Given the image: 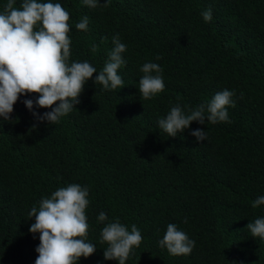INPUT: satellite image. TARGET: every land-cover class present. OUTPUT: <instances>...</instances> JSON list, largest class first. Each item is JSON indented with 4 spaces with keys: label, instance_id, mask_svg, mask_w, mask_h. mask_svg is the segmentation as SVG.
<instances>
[{
    "label": "trees",
    "instance_id": "trees-1",
    "mask_svg": "<svg viewBox=\"0 0 264 264\" xmlns=\"http://www.w3.org/2000/svg\"><path fill=\"white\" fill-rule=\"evenodd\" d=\"M7 2L0 0V14ZM38 2L69 13V64L101 71L118 35L126 45L117 70L123 84L103 89L93 73L75 109L54 124L32 115L51 111L35 105L36 94L19 95L9 119L0 117V264H35L40 241L29 232V212L71 184L88 189L85 240L96 247L77 264H118L103 258L101 242L115 220L142 236L125 264H264V239L246 228L264 218V205L253 207L264 196V0ZM85 16L87 30L77 29ZM145 63L158 64L164 81L148 100L139 94ZM225 89L234 93L229 122L212 124L205 112L204 124L193 121L175 137L158 127L172 107L188 114ZM198 128L204 141L191 135ZM169 224L195 241L190 254L159 246Z\"/></svg>",
    "mask_w": 264,
    "mask_h": 264
},
{
    "label": "clouds",
    "instance_id": "clouds-1",
    "mask_svg": "<svg viewBox=\"0 0 264 264\" xmlns=\"http://www.w3.org/2000/svg\"><path fill=\"white\" fill-rule=\"evenodd\" d=\"M83 3L95 8L98 0H83ZM109 3L110 0H106L104 5ZM13 5L14 0H8L3 14H0V117L5 121L22 94H36L35 105L38 108H51L50 112L42 115L36 112H32V115L39 121L54 124L75 109L79 103L77 98L93 73H98L93 83L102 85L103 89L122 86L123 81L117 70L126 63L121 55L126 51V45L120 42L118 35L113 36L114 47L103 69L97 72L88 62L68 63L71 43L68 37L69 13L61 4L23 0L19 8ZM201 15L205 22L211 21V8ZM38 24L41 26L36 29ZM87 25L88 17L85 16L76 24V28L87 30ZM95 48L93 45V51ZM140 71L144 75L139 80V94L145 100L164 90V81L159 75L162 69L158 64L145 63ZM233 95V92L225 89L188 114L179 105L174 106L165 118L158 120V127L169 137H175L193 121L204 124L205 112L212 124L229 122L226 106H234L231 100ZM24 104L29 111L32 110V100H25ZM54 104L56 106L52 107ZM191 135L197 142L206 139V131L200 128L192 131ZM87 197L86 187L71 184L57 189L50 198L42 199L38 209L35 206L31 209L29 216L35 217V222L29 232L39 233L40 241L36 248L38 258L35 264H77L81 256L88 257L96 251L95 245L85 240L89 227L85 215L89 203ZM259 205H264V196L258 197L253 207ZM97 220L106 221V214L101 212ZM246 228L253 237L264 239V218L248 223ZM141 240L136 225H132L129 232L119 220L107 223L101 231V242L108 245L103 251V258L125 264L130 251L134 246L138 247ZM158 243L172 256L188 255L195 247V241L178 230L175 224L167 226L166 233Z\"/></svg>",
    "mask_w": 264,
    "mask_h": 264
}]
</instances>
